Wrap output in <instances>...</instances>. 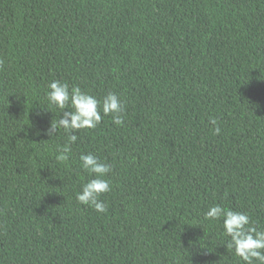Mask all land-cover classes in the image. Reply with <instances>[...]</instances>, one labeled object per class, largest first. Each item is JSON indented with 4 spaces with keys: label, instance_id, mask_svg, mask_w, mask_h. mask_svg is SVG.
Here are the masks:
<instances>
[{
    "label": "trees",
    "instance_id": "16d2710c",
    "mask_svg": "<svg viewBox=\"0 0 264 264\" xmlns=\"http://www.w3.org/2000/svg\"><path fill=\"white\" fill-rule=\"evenodd\" d=\"M55 79L125 106L66 165ZM88 153L105 214L76 200ZM216 204L264 230V0H0V264H244Z\"/></svg>",
    "mask_w": 264,
    "mask_h": 264
},
{
    "label": "clouds",
    "instance_id": "9594fccd",
    "mask_svg": "<svg viewBox=\"0 0 264 264\" xmlns=\"http://www.w3.org/2000/svg\"><path fill=\"white\" fill-rule=\"evenodd\" d=\"M47 89L49 104L62 111L60 118L53 120L44 134L52 138L60 129L68 134L67 143L58 146L55 156L57 163L67 164L71 145L78 139L75 133L82 129H95L102 121L101 112L112 115L115 125L124 124V101L113 92H109L101 101L78 86L70 89L68 83L59 79L50 82ZM69 106L72 110H67ZM210 123L215 126L214 134L218 135L220 127L215 119H211ZM80 161L82 169L94 178L83 184L76 194V200L81 205L94 208L97 213L105 214L107 203L100 200V196L112 191L111 181L106 178L112 172V165L101 162L91 153L82 154ZM204 219L222 220L223 235L230 238L226 243L227 249H232L244 264H264V230L259 229L248 214L216 204L204 213Z\"/></svg>",
    "mask_w": 264,
    "mask_h": 264
}]
</instances>
